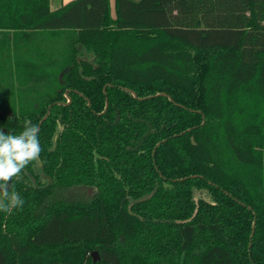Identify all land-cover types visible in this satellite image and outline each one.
Segmentation results:
<instances>
[{"label": "trees", "instance_id": "obj_1", "mask_svg": "<svg viewBox=\"0 0 264 264\" xmlns=\"http://www.w3.org/2000/svg\"><path fill=\"white\" fill-rule=\"evenodd\" d=\"M114 6L110 18L109 0L55 10L49 0H0V31L15 51L27 33L47 31L64 33L68 51L39 63L18 55L49 88L35 101L19 91L15 102L0 73V130L19 135L48 110L40 155L75 123L81 154L98 156L57 171L53 184L40 156L13 178L25 203L0 211V264H165L142 258L147 204L151 222L175 228L172 264H264V0ZM80 107L88 122L75 120Z\"/></svg>", "mask_w": 264, "mask_h": 264}, {"label": "rangeland", "instance_id": "obj_2", "mask_svg": "<svg viewBox=\"0 0 264 264\" xmlns=\"http://www.w3.org/2000/svg\"><path fill=\"white\" fill-rule=\"evenodd\" d=\"M109 6V16L110 18H115V6L114 4L110 5V2ZM6 33L8 32L0 31V53L4 51L10 52V56L8 55L7 59L8 63L5 65L0 64V73L2 74L1 80H3L1 86L5 90H8L13 86L12 92H14V94L16 93L14 95L15 102L20 101L18 96L19 91L24 93L27 100L35 101V98L39 97L41 93L44 95L49 88H45V82L37 81L36 83L33 80V78L39 75V69L36 66L31 69L28 65H19L18 55L23 56V58L29 62L30 60H33L34 62L39 63L37 62L39 58L41 61L45 60L47 62V57L49 56L53 57L61 55L62 52L65 54L68 53L67 48L66 50H64L65 48H62V43L66 40L64 38L66 35L64 33L51 31L30 32L21 38V40H18L17 44L19 47H17V50L15 51V45L11 40H9V43H5L6 41H4V39L6 40ZM19 36L20 34H18V37ZM50 66L47 65L45 71H47ZM44 84L45 86L43 87L42 85ZM68 98L71 102L72 98L70 95ZM90 118L91 117L86 114L83 107H80L79 111L75 110L76 121L85 119V121L88 122V119ZM74 125L75 123L63 126L60 129L58 135H56L58 142L56 150L53 153L40 155L39 166L42 169V176L46 179H50L52 184L56 180L55 173L57 171L65 172L67 169L79 166L84 157L88 159H96V157H98L93 150L88 151L87 156L81 154L82 149L79 144V134L77 133V130L74 129ZM87 145L88 144H85L83 147L87 148ZM162 188L164 190V197L171 199L170 192L173 190L172 186L164 184ZM145 207L146 208L143 211L144 215L142 216V220L144 221L142 228V258L149 260L158 257L163 263L172 264L177 258L175 228L172 224L162 226L151 222L152 220L154 221L155 214L148 213L147 209L151 208L152 205L147 204ZM176 222L177 220L173 223ZM205 242L206 240L204 239L198 241V243H203L204 245ZM94 251L96 250H93L92 252Z\"/></svg>", "mask_w": 264, "mask_h": 264}, {"label": "clouds", "instance_id": "obj_3", "mask_svg": "<svg viewBox=\"0 0 264 264\" xmlns=\"http://www.w3.org/2000/svg\"><path fill=\"white\" fill-rule=\"evenodd\" d=\"M39 127L24 121L19 135L0 130V211L11 214L22 209L25 201L16 191H10L13 178L20 179L22 170L41 153Z\"/></svg>", "mask_w": 264, "mask_h": 264}, {"label": "crops", "instance_id": "obj_4", "mask_svg": "<svg viewBox=\"0 0 264 264\" xmlns=\"http://www.w3.org/2000/svg\"><path fill=\"white\" fill-rule=\"evenodd\" d=\"M69 1L71 0H49V7L51 10H55ZM114 1L115 0H109L110 5L114 4Z\"/></svg>", "mask_w": 264, "mask_h": 264}, {"label": "water", "instance_id": "obj_5", "mask_svg": "<svg viewBox=\"0 0 264 264\" xmlns=\"http://www.w3.org/2000/svg\"><path fill=\"white\" fill-rule=\"evenodd\" d=\"M68 93V90H66V94ZM160 94H162V95H165V93L164 92H162V93H160ZM68 102H70V100L68 99ZM106 105H107V101H106ZM48 113V110H47V112H46V114ZM46 114L42 117V119L40 120V122H39V124H38V127H40V124H41V122L43 121V119L46 117ZM252 234H253V230H252ZM252 234H251V236H252ZM91 255H92V259H93V261L95 262L96 260H98V254H97V252L96 251H94V252H92L91 253Z\"/></svg>", "mask_w": 264, "mask_h": 264}]
</instances>
